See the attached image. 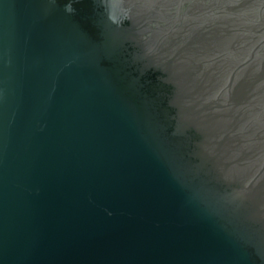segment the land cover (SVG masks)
<instances>
[{"label": "water", "instance_id": "obj_1", "mask_svg": "<svg viewBox=\"0 0 264 264\" xmlns=\"http://www.w3.org/2000/svg\"><path fill=\"white\" fill-rule=\"evenodd\" d=\"M0 264H264V0H0Z\"/></svg>", "mask_w": 264, "mask_h": 264}]
</instances>
